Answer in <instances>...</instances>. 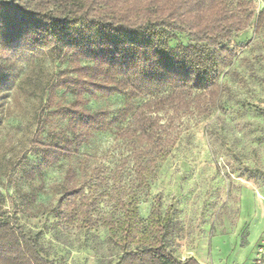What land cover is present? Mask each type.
Segmentation results:
<instances>
[{
    "label": "trees",
    "instance_id": "1",
    "mask_svg": "<svg viewBox=\"0 0 264 264\" xmlns=\"http://www.w3.org/2000/svg\"><path fill=\"white\" fill-rule=\"evenodd\" d=\"M256 7L255 0H0V24L18 19L43 30L51 41L46 53L65 64L32 92L68 121L48 141L41 139L47 120L37 130L39 170L76 158L94 132L114 130L128 147L124 162H132L134 180L149 189V178L181 138L182 118L210 115L217 107L220 77L238 54L232 39L254 20L256 31L264 32V8L256 15ZM17 63L0 65V91L13 89ZM61 90L71 99L59 102ZM96 94L125 95L126 103L117 115L105 107L93 110L88 106ZM123 175L121 166L107 174L102 166L83 172L69 165L52 207L61 226L80 230L100 223L112 229V218L102 220L98 209L115 200L122 212V255L112 264H202L194 257L178 259L165 244L170 217L162 216V195L154 198L146 235L139 199L121 193ZM36 195L23 198L34 204ZM5 203L0 190V264H56L43 251L40 233L32 235L19 223L18 210L2 212Z\"/></svg>",
    "mask_w": 264,
    "mask_h": 264
},
{
    "label": "rangeland",
    "instance_id": "2",
    "mask_svg": "<svg viewBox=\"0 0 264 264\" xmlns=\"http://www.w3.org/2000/svg\"><path fill=\"white\" fill-rule=\"evenodd\" d=\"M255 5L258 15L264 0H255ZM179 40L187 43L189 37L179 35ZM50 45L46 32L18 19L0 24V65L18 61L19 75L12 90L0 91V190L6 199L2 212L18 210L19 223L32 235L40 233L43 251L56 264H112L122 255L117 245L122 212L115 200L98 209L102 220L112 218V229L99 223L65 230L52 207L69 165L83 172L102 166L107 174L121 166V193L139 199L146 235L154 198L162 195V216L170 217L165 244L178 259L251 264L264 237V32L256 31V20L230 43L238 54L220 77L223 90L217 107L210 115L182 118L181 138L149 178V189L134 180L132 162H124L130 152L114 130L94 132L76 158L39 170L42 156L33 145L37 130L47 120L41 139L48 141L50 134L68 127L66 119L46 109L45 96L42 102L32 94L39 82L46 85L65 66L46 53ZM69 99L61 90L58 101ZM125 103V95L96 94L88 107H105L117 115ZM32 192L37 199L29 204L23 193Z\"/></svg>",
    "mask_w": 264,
    "mask_h": 264
},
{
    "label": "built area",
    "instance_id": "3",
    "mask_svg": "<svg viewBox=\"0 0 264 264\" xmlns=\"http://www.w3.org/2000/svg\"><path fill=\"white\" fill-rule=\"evenodd\" d=\"M255 248L251 264H264V242L258 243Z\"/></svg>",
    "mask_w": 264,
    "mask_h": 264
},
{
    "label": "crops",
    "instance_id": "4",
    "mask_svg": "<svg viewBox=\"0 0 264 264\" xmlns=\"http://www.w3.org/2000/svg\"><path fill=\"white\" fill-rule=\"evenodd\" d=\"M262 241L264 242V237H263V238H261V239L259 240V242H258V243H260V242H262ZM258 243H257V244H258Z\"/></svg>",
    "mask_w": 264,
    "mask_h": 264
}]
</instances>
